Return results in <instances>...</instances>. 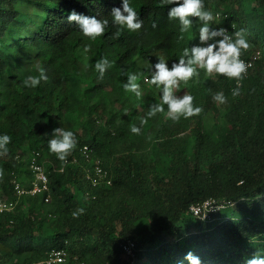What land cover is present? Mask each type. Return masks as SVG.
<instances>
[{
    "label": "trees",
    "instance_id": "obj_1",
    "mask_svg": "<svg viewBox=\"0 0 264 264\" xmlns=\"http://www.w3.org/2000/svg\"><path fill=\"white\" fill-rule=\"evenodd\" d=\"M122 3L0 0V135L11 137L8 153L0 155V200L16 201L0 212V264H45L54 248L67 251L61 264H189L188 252L201 264L264 257V0H204L215 18L211 28L235 23L250 45L243 55L261 51L240 94L232 96L237 81L198 69L199 77L175 94L192 95L200 115L173 122L165 106L139 135L130 126L141 127L162 95L145 81L160 59L171 68L184 48L201 46V22L193 19L181 33L167 15L176 5L129 0L143 21L130 31L111 23V10ZM72 11L109 20L105 34L84 36L68 22ZM101 58L112 64L103 79L95 70ZM37 66L48 80L25 87ZM127 73L140 77V97L124 90ZM217 92L227 103L213 100ZM56 128L73 131L78 141L64 162L48 149ZM86 144L111 183L87 178ZM34 150L41 152L49 189L18 196L14 180L29 186L34 178ZM208 197L232 203L208 219L195 216L192 204ZM78 208L85 212L73 218ZM128 240L135 243L132 255L123 248Z\"/></svg>",
    "mask_w": 264,
    "mask_h": 264
},
{
    "label": "clouds",
    "instance_id": "obj_2",
    "mask_svg": "<svg viewBox=\"0 0 264 264\" xmlns=\"http://www.w3.org/2000/svg\"><path fill=\"white\" fill-rule=\"evenodd\" d=\"M161 5H176L171 7L168 12L170 20L178 21L180 32L186 33L193 26V19L201 22L198 35L201 43L215 40L214 43H207V46H193L191 49L184 48L182 55L179 57L178 63H173L171 68L164 59H160L154 65L155 72L151 75L146 83L161 89L162 95L160 102L154 104L147 113V118L140 121L141 127L135 124L130 126L131 133L135 135L141 134L143 125L148 123V118L156 116L158 113L165 112L167 106V118L173 122H178L181 118L188 119L198 116L203 109L194 104V97L185 94L177 97L176 91L181 84H188L193 78L200 75V70H204L209 76L217 74L237 81V87L232 90V96L236 97L240 94V81L247 74L248 65L241 59L242 51L248 50L249 42L245 36L243 29L236 31L233 35H228L224 28L214 29L210 27L211 22L215 19L211 11L205 10L204 0H161ZM111 23L119 26V28H127L130 31L140 30L143 21L139 19L137 12L130 6L129 0H123L122 8H113L111 10ZM68 22H75L84 36L91 40H96L105 34L109 26V20L97 19L96 17L84 16L72 11L68 16ZM153 28L157 27L155 23ZM120 31L115 36L119 38ZM219 39H216L218 38ZM90 49L84 48L87 53ZM112 66L107 58H101L95 63V70L103 79L105 72ZM38 75H29L23 81L25 87L35 88L42 81H47L48 76L46 70L37 66ZM140 77L135 73H127V82L123 85L124 90L128 93L135 94L140 97L141 84ZM213 100L219 104L227 103V97L223 92H217L213 96ZM11 137L7 134L0 135V155L8 153V145ZM77 138L73 131L64 128H56L52 132V138L47 141L50 153L55 154L59 161L64 162L77 146ZM3 176V170L0 169V177ZM85 209L78 208L72 212L73 218L83 215ZM186 260L189 264H201L199 257L188 252ZM245 264H264V257L253 255L246 259Z\"/></svg>",
    "mask_w": 264,
    "mask_h": 264
},
{
    "label": "built area",
    "instance_id": "obj_3",
    "mask_svg": "<svg viewBox=\"0 0 264 264\" xmlns=\"http://www.w3.org/2000/svg\"><path fill=\"white\" fill-rule=\"evenodd\" d=\"M218 15V13H217ZM222 28L227 30L228 35H233L236 32L235 23L225 25ZM261 51L257 50L252 53L249 57L241 55V59L248 65L247 74L249 70L254 66L255 62L260 58ZM246 74V75H247ZM245 75V76H246ZM92 148L89 145L83 146V154L86 156L89 165L86 166L87 178L93 184H100V182L111 183V178L109 177V171L103 167L100 158H94L92 156ZM29 169L33 173L34 178L29 186L23 185L19 180L15 179V189L18 196L26 193L38 194L49 189V177L46 172V168L41 159V152L39 150H34L29 157ZM48 200V199H47ZM231 201L217 198L208 197L205 200L192 204L191 211L195 216L202 219L210 218L211 213L222 210L229 205ZM16 204L14 200H0V212L11 210ZM135 243L132 240H128L123 243V248L128 255L133 254ZM67 260V251L64 248H54L48 258L44 261L45 264H61Z\"/></svg>",
    "mask_w": 264,
    "mask_h": 264
},
{
    "label": "rangeland",
    "instance_id": "obj_4",
    "mask_svg": "<svg viewBox=\"0 0 264 264\" xmlns=\"http://www.w3.org/2000/svg\"><path fill=\"white\" fill-rule=\"evenodd\" d=\"M218 10H219V11H218V17H220V16H222V13H221L222 8H219ZM210 26H212V24H210ZM200 44H201V47H203V46H207L206 43H200ZM209 128H210L211 131H213L214 128H215V127H214V124L210 125Z\"/></svg>",
    "mask_w": 264,
    "mask_h": 264
}]
</instances>
